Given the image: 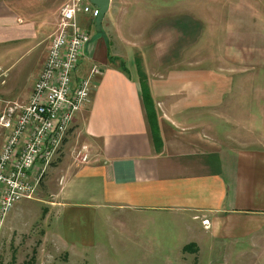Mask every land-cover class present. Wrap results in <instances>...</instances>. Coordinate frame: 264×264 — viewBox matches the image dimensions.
<instances>
[{"label":"crops","instance_id":"crops-1","mask_svg":"<svg viewBox=\"0 0 264 264\" xmlns=\"http://www.w3.org/2000/svg\"><path fill=\"white\" fill-rule=\"evenodd\" d=\"M60 1L0 0V46L28 41L40 53L36 29L50 27L68 0ZM243 11L236 4L220 19L216 68L167 75L160 64L158 79L145 70L151 112L142 75L114 57L106 39L91 38L81 72L95 65L101 75L61 146L73 147L59 161L44 244L30 258L23 253V260L18 250L3 252L5 225L18 202L0 235V264H34L37 252L38 264H50L51 248L69 264H87L93 248L124 253L131 264H186L190 258L212 264L228 244L242 252L236 243L245 239L258 260L264 251V0L250 5L248 15ZM42 62L38 56L31 82L12 101H28ZM7 102L0 98V113ZM3 138L0 130V150ZM82 147L86 164L75 159ZM109 236L121 237L122 247Z\"/></svg>","mask_w":264,"mask_h":264},{"label":"rangeland","instance_id":"rangeland-1","mask_svg":"<svg viewBox=\"0 0 264 264\" xmlns=\"http://www.w3.org/2000/svg\"><path fill=\"white\" fill-rule=\"evenodd\" d=\"M62 1L64 3L66 0L60 2ZM112 1L111 11L104 17L100 32H97L95 27V19L88 14L78 15L79 25L82 29L89 31L92 41L106 39L110 43L111 54L124 60L126 65L129 63L130 71H133L134 74L137 75L138 72L139 76L142 75L139 77L141 84L145 83L143 77L146 69L153 73L154 79L161 76L159 73L162 70L158 69L160 64H162L165 74L170 70L177 71L180 74L183 70L186 72L194 69V67L203 68L207 65L216 68L221 17L226 19L228 11L232 14L236 4L243 8V12L248 15L250 5L261 2V0ZM59 11L49 21V28L48 25H45L36 29L41 37L40 53L37 47L29 44L28 41H25L24 44L0 46V98L3 102H17L12 100L16 98L18 89H21L27 81L31 82L38 56L43 57L42 69L50 40L58 28ZM36 15L40 18L43 17V13H36ZM44 15L49 16V13ZM155 37L157 39H154ZM158 54L164 57L167 54L172 58L175 56L177 58L164 62L158 61L156 58ZM82 58L78 61L73 79L85 76L81 71L87 59ZM11 87H17V90L11 91ZM26 102L19 101L17 103L25 104ZM72 147L71 144H66L63 149L59 150V154L53 162L46 167L40 177L34 198L32 200H22L15 205L14 210L16 211L13 216L18 222L13 220L14 217L11 218V216L6 222V232L4 230L2 240L3 252L18 250L20 260H23V253L24 257L28 256L30 258L33 250L36 249L37 251L38 247L44 244V235L48 229V220H50V206L47 205V202L50 201L58 188L59 172L57 170L61 166L59 161L60 159L65 161L66 158L64 159V157L70 155L69 152H71ZM37 162L35 167L40 168L42 163ZM108 238L114 247L117 245L119 246L116 248L122 247L121 237L112 238L109 236ZM236 244L239 247L243 246L242 252H234L233 246L235 244H228L227 253L221 254V257L218 255L212 264H220V262L222 264H239L238 262L241 264H264V251L257 253V260L255 258L256 253L252 252L250 239L241 240ZM96 250L97 248H93L88 252L90 259L87 264H131L134 262L133 259L126 258L125 254L121 252L108 250V253L104 254L96 252ZM51 251H53L51 252L53 257H47V260L51 261L50 264H58L59 261L61 264H69L68 258L66 260L62 254L58 255L52 248ZM56 255L59 256V259ZM39 256V252L33 256L34 264H38ZM53 258L56 263L53 262ZM254 259L257 261L256 263ZM186 264L196 263L195 260L191 261L190 258Z\"/></svg>","mask_w":264,"mask_h":264},{"label":"built area","instance_id":"built-area-1","mask_svg":"<svg viewBox=\"0 0 264 264\" xmlns=\"http://www.w3.org/2000/svg\"><path fill=\"white\" fill-rule=\"evenodd\" d=\"M79 14L95 19L98 9L88 0H68L62 6L57 31L28 101L9 103L0 113V130L4 132L0 235L14 205L34 198L42 173L57 157L75 115L90 104L94 82L101 75V69L94 65L87 75L73 79L91 40L89 32L79 25ZM87 151L85 147L75 151L79 164L89 161ZM37 161L42 163L40 168H35Z\"/></svg>","mask_w":264,"mask_h":264},{"label":"water","instance_id":"water-1","mask_svg":"<svg viewBox=\"0 0 264 264\" xmlns=\"http://www.w3.org/2000/svg\"><path fill=\"white\" fill-rule=\"evenodd\" d=\"M89 3L98 9V15L95 18V27L97 32L101 31V24L104 17L110 9L111 0H88Z\"/></svg>","mask_w":264,"mask_h":264},{"label":"trees","instance_id":"trees-1","mask_svg":"<svg viewBox=\"0 0 264 264\" xmlns=\"http://www.w3.org/2000/svg\"><path fill=\"white\" fill-rule=\"evenodd\" d=\"M124 68V64L121 65ZM123 68H121L123 70ZM144 83V82H143ZM141 84L140 83V87H141V91H142V95H143V99L145 100L146 103V107H148L149 111L151 112V106H150V96H149V92H148V88L146 86V84ZM149 103V105H148Z\"/></svg>","mask_w":264,"mask_h":264}]
</instances>
